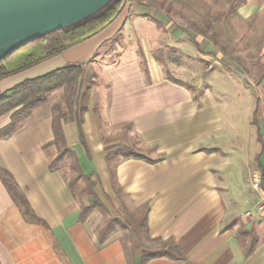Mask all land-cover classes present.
Listing matches in <instances>:
<instances>
[{
	"label": "crops",
	"instance_id": "1",
	"mask_svg": "<svg viewBox=\"0 0 264 264\" xmlns=\"http://www.w3.org/2000/svg\"><path fill=\"white\" fill-rule=\"evenodd\" d=\"M133 1L126 3V18L119 16L96 36L0 81L2 94L68 64L82 66L77 110L86 108L80 117L86 145L75 113L62 120V128L105 208L80 219L89 202L87 193L77 191L81 181L74 194L67 180L73 176L70 167H50L59 154L56 106L65 109L68 94L60 88L19 130L0 136V264H138L144 251L162 242L173 243L182 258L146 264H264V214L256 210L261 196L251 184L256 165L264 171L259 108L248 117L250 142L243 145L224 92L219 98L204 90L196 95L186 78L164 67L154 49L156 37L167 34L169 42L178 43L179 30L173 23L131 18V12H141ZM235 15L250 31L261 26L264 33V0H241ZM225 53L217 58L222 61ZM259 54L264 58V35ZM166 71L184 85L170 81ZM263 74L264 66L258 78ZM12 114L0 117V130ZM131 152L141 158H126ZM4 172L32 217L4 181L9 178Z\"/></svg>",
	"mask_w": 264,
	"mask_h": 264
},
{
	"label": "rangeland",
	"instance_id": "2",
	"mask_svg": "<svg viewBox=\"0 0 264 264\" xmlns=\"http://www.w3.org/2000/svg\"><path fill=\"white\" fill-rule=\"evenodd\" d=\"M137 1L141 6V12L140 14L131 12V18L151 19L160 22L161 26L173 23V27L179 30L181 37L179 35L180 38H177L180 40L178 43L169 42L167 34L156 37L160 41L155 44L154 49L158 51L164 67L172 74L177 71L181 79L186 78L185 81L193 87L196 95L204 90L219 98L218 92H224L223 97L231 104L228 107L237 115L240 130L244 134L243 145L249 143L245 136L246 123L249 115L252 118V109L258 106V114L264 119V84L262 85L264 78L259 79L257 75L264 66V58L259 54L264 35L263 27L253 28L252 32L248 26L238 21L235 8L241 0ZM128 2L134 3L133 0H126V3ZM127 11L128 7L121 13L119 19L126 18ZM201 31L205 35H202ZM214 33L217 34L219 41V45L216 46L210 40ZM196 41L199 43L198 46ZM221 46L227 48L222 61L217 58L221 53ZM226 54H229V57ZM218 60L225 73L218 69ZM241 77L252 86L251 90L243 86L246 82ZM255 171L262 173L258 165L253 169L252 175ZM263 184L264 181L261 187V194L264 197ZM86 185L81 181L76 187L77 191L82 192Z\"/></svg>",
	"mask_w": 264,
	"mask_h": 264
},
{
	"label": "trees",
	"instance_id": "3",
	"mask_svg": "<svg viewBox=\"0 0 264 264\" xmlns=\"http://www.w3.org/2000/svg\"><path fill=\"white\" fill-rule=\"evenodd\" d=\"M125 7L126 2L124 0H112L104 9L86 20L50 33L19 48L0 61V81L58 56L65 50L96 36L110 26L120 16ZM201 33L205 35L204 32L201 31ZM210 40L213 45H219L216 33L210 36ZM196 44L197 46L199 45L198 41H196ZM199 50L201 49L199 48ZM221 50L227 53L226 47L221 46ZM82 74L81 65L68 64L46 75L26 80L0 94V117L13 112L11 123L0 130V136L4 137L10 136L13 132L19 130L22 127V121L26 119L33 110L43 104L50 95L60 88H66L68 93L64 101L66 108L63 109L60 105H57L53 120L54 142L59 149V154L50 167L54 170L59 169L62 163L70 167L73 176L67 180L68 186L74 194V187L77 183L79 184L80 181H84L87 184L86 189L82 190V192L89 195V202L82 206L80 219H84L88 212L93 209L105 210L94 191L96 185L95 181L92 180L91 175H84L82 173L75 152L66 145L62 128V120L67 122V116H72L75 113L79 119L86 110L85 107L77 110V87L79 83L82 82ZM166 76L175 84L184 85L181 80L176 79L169 71H166ZM262 78H264V74L260 77V79ZM82 123L83 121L80 118L77 124L82 143L86 145L81 130ZM261 140L262 137L260 136V141ZM129 157L141 158L140 155L132 152L126 154V158ZM261 170L264 178V171L262 168ZM4 173L9 177L4 178V181L18 199L25 214L28 217H32L31 210L25 198L18 193L8 173ZM160 257H167L170 259L182 258L177 247L173 243L162 242L160 248L153 251H144L138 264H146L148 261Z\"/></svg>",
	"mask_w": 264,
	"mask_h": 264
},
{
	"label": "water",
	"instance_id": "4",
	"mask_svg": "<svg viewBox=\"0 0 264 264\" xmlns=\"http://www.w3.org/2000/svg\"><path fill=\"white\" fill-rule=\"evenodd\" d=\"M111 2L0 0V61L36 39L86 20Z\"/></svg>",
	"mask_w": 264,
	"mask_h": 264
},
{
	"label": "built area",
	"instance_id": "5",
	"mask_svg": "<svg viewBox=\"0 0 264 264\" xmlns=\"http://www.w3.org/2000/svg\"><path fill=\"white\" fill-rule=\"evenodd\" d=\"M262 182H263L262 173L260 171H255L252 175L251 184H252V189L261 196L258 204L256 205V210L260 214H264V197L261 194ZM253 216L254 215L252 212L246 213L247 218L251 219L253 218Z\"/></svg>",
	"mask_w": 264,
	"mask_h": 264
}]
</instances>
